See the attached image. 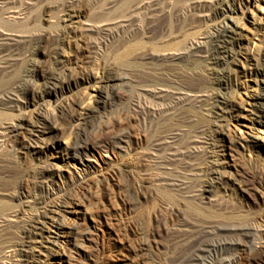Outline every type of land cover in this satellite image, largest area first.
Masks as SVG:
<instances>
[{
	"label": "rangeland",
	"instance_id": "obj_1",
	"mask_svg": "<svg viewBox=\"0 0 264 264\" xmlns=\"http://www.w3.org/2000/svg\"><path fill=\"white\" fill-rule=\"evenodd\" d=\"M263 95L264 0H0V264H264Z\"/></svg>",
	"mask_w": 264,
	"mask_h": 264
},
{
	"label": "bare ground",
	"instance_id": "obj_2",
	"mask_svg": "<svg viewBox=\"0 0 264 264\" xmlns=\"http://www.w3.org/2000/svg\"><path fill=\"white\" fill-rule=\"evenodd\" d=\"M222 3V2H221ZM227 5V4H226ZM147 6V5H146ZM224 7V6H223ZM139 8V7H138ZM222 10V9H221ZM235 11L228 5L225 7V9L222 10V12L219 14L220 18L223 20L222 25L218 26L219 28H217L215 35L213 36L214 38V42H217V46L215 47V49L212 51L211 56L214 58V60H219L221 58H227V46L230 43L227 39V34L229 30H233L232 27V17L230 18V15L232 13H234ZM231 21L232 23L230 24ZM214 31V32H215ZM214 44V43H213ZM216 45V44H215ZM195 48V47H194ZM229 48V47H228ZM229 51V50H228ZM223 62V60H222ZM220 63V62H219ZM219 77V76H218ZM264 97V95H263ZM2 113V112H1ZM196 147V146H195ZM200 196V195H199ZM32 228V226H31ZM31 228H26L24 230L23 235H27V234H31L33 233V231H31ZM34 229H37L36 227H33ZM257 229V228H256ZM255 229V230H256ZM249 230V229H248ZM252 230V229H250ZM254 230V231H255ZM258 231V230H257ZM245 232V231H244ZM203 233V232H202ZM207 233V232H206ZM211 232H208L207 234H200L196 241V252L194 253V255L192 257H190V259H187L188 261H186L184 264H205V262L203 261V254L205 253H209L212 249H217L218 247H222V243L218 244V245H214L212 243H209L207 240L208 237L210 236ZM241 235V234H240ZM245 235H248V237H252L253 233L252 232H246ZM244 235V236H245ZM239 236V234H238ZM212 237V236H211ZM241 237V236H240ZM246 237V236H245ZM195 238V237H194ZM257 239V238H256ZM248 240V239H247ZM250 240V239H249ZM211 242V241H210ZM248 242V241H247ZM195 243V242H194ZM238 243V242H237ZM191 244V243H190ZM253 247L251 244L246 243V248H251ZM226 249V248H225ZM227 250V249H226ZM225 250V251H226ZM221 251V250H220ZM224 251V250H223ZM206 258V257H205ZM182 259V258H181ZM219 263V262H218ZM233 260L231 259H224L221 261L220 264H232Z\"/></svg>",
	"mask_w": 264,
	"mask_h": 264
}]
</instances>
